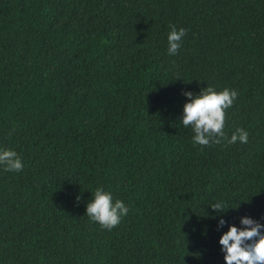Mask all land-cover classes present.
<instances>
[{
  "label": "trees",
  "instance_id": "1",
  "mask_svg": "<svg viewBox=\"0 0 264 264\" xmlns=\"http://www.w3.org/2000/svg\"><path fill=\"white\" fill-rule=\"evenodd\" d=\"M208 85L238 96L202 146L181 121ZM3 150L0 264H226L229 226L264 225V0H0ZM97 187L129 208L111 230Z\"/></svg>",
  "mask_w": 264,
  "mask_h": 264
},
{
  "label": "clouds",
  "instance_id": "2",
  "mask_svg": "<svg viewBox=\"0 0 264 264\" xmlns=\"http://www.w3.org/2000/svg\"><path fill=\"white\" fill-rule=\"evenodd\" d=\"M168 53L176 55L181 46L182 38L185 36V29L177 30L175 24L168 25ZM190 98L184 105L182 124L185 128L190 125L195 133L193 142L202 146L212 143H219L225 134L223 132L225 123V110L233 105L238 93L235 90L225 88L216 91L211 85L202 89L199 95L192 92L184 93ZM249 133L243 128H238L228 140V143H247ZM0 164L5 165L6 171L19 172L23 170V163L14 150L0 151ZM94 199L87 204L86 214L90 220L98 222L104 229L111 230L116 227L121 218L126 216L129 208L120 200L113 204L112 195L97 187L92 193ZM217 212H224L226 208L221 202L211 206ZM225 223L223 218L219 220L218 226ZM241 224L247 227L238 229L230 225L219 240L222 251L225 252L226 264H264V234L260 229L264 228L259 222L250 217H241ZM258 237V239H255ZM251 241V243H248Z\"/></svg>",
  "mask_w": 264,
  "mask_h": 264
}]
</instances>
